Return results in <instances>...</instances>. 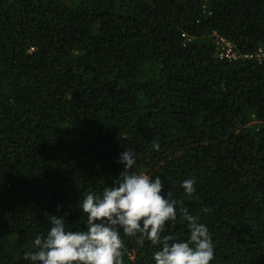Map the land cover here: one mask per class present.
I'll return each mask as SVG.
<instances>
[{
    "label": "trees",
    "instance_id": "obj_1",
    "mask_svg": "<svg viewBox=\"0 0 264 264\" xmlns=\"http://www.w3.org/2000/svg\"><path fill=\"white\" fill-rule=\"evenodd\" d=\"M214 35L264 49V0H0V264H28L49 214L84 230L128 148L208 226L211 264H264V61L219 60ZM122 238L123 264H154Z\"/></svg>",
    "mask_w": 264,
    "mask_h": 264
},
{
    "label": "clouds",
    "instance_id": "obj_2",
    "mask_svg": "<svg viewBox=\"0 0 264 264\" xmlns=\"http://www.w3.org/2000/svg\"><path fill=\"white\" fill-rule=\"evenodd\" d=\"M153 148L159 149L154 144ZM138 155L133 148L122 151L117 162L123 171L101 194L86 193L77 207L86 216L84 230H68L65 217L49 214L50 228L32 241L26 251L28 264H123V236L145 239L155 247L154 264H211L215 245L206 224L192 215L183 200L164 192L165 178L146 171H133ZM196 180L186 179V196L195 193ZM61 205H57L59 211ZM203 212L209 211L207 208ZM186 224L187 240L165 235L168 224Z\"/></svg>",
    "mask_w": 264,
    "mask_h": 264
},
{
    "label": "built area",
    "instance_id": "obj_3",
    "mask_svg": "<svg viewBox=\"0 0 264 264\" xmlns=\"http://www.w3.org/2000/svg\"><path fill=\"white\" fill-rule=\"evenodd\" d=\"M204 9L205 11H208L207 6H205ZM213 37H215V41L213 43L216 46L217 57L219 58V60H227L231 62L242 58L256 60L258 62L264 61V49H259L254 54L241 56L236 50V47L231 42L222 37H219L218 35H214Z\"/></svg>",
    "mask_w": 264,
    "mask_h": 264
},
{
    "label": "rangeland",
    "instance_id": "obj_4",
    "mask_svg": "<svg viewBox=\"0 0 264 264\" xmlns=\"http://www.w3.org/2000/svg\"><path fill=\"white\" fill-rule=\"evenodd\" d=\"M212 41H213V42L215 41V37H212Z\"/></svg>",
    "mask_w": 264,
    "mask_h": 264
}]
</instances>
